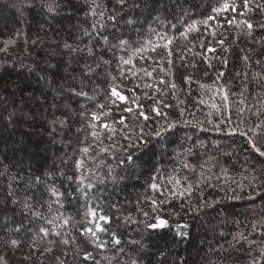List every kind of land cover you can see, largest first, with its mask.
I'll list each match as a JSON object with an SVG mask.
<instances>
[{
	"label": "trees",
	"instance_id": "16d2710c",
	"mask_svg": "<svg viewBox=\"0 0 264 264\" xmlns=\"http://www.w3.org/2000/svg\"><path fill=\"white\" fill-rule=\"evenodd\" d=\"M55 2L58 7L49 13L46 0H0V205L12 182L11 177L21 169L38 176L62 170L63 176L56 175V186L66 193L72 191L75 184L67 178L75 179L78 175L73 161L79 158L82 147L94 143L90 129L81 117L82 105L93 111L97 110L95 104L104 103L105 110L110 109L111 114L102 116V120L126 117V122L137 123L133 119L137 105L130 99L127 105L120 101L109 104L107 100L109 86L119 84L118 90L126 97L131 98L133 91L140 97L137 103L143 105L149 115H153L150 106L155 100L171 105L165 108L160 104L159 107L169 120L177 122V127L164 139L150 140L146 147L133 150V163L115 169L117 181L99 186L97 197L112 217L108 227L116 232L122 241L120 247L124 249L116 254V261L119 264H131L133 260L137 264H253V257H258L264 249V237L260 235L259 227L264 222V200L259 197L248 200L247 188L240 192L243 199L234 200L231 189L239 192L233 180L246 183L242 177L246 171L251 176L253 167L255 174H259L264 169L260 162L264 158L254 154L243 137L228 135L223 124L221 128L225 130L217 132L208 120L215 124L222 118L226 121L230 118L228 127L240 128L264 121V109L260 110L259 116L253 115L257 111L254 105L264 103V27H260L264 24V13L254 10L249 14L254 26L251 34H241L227 25L218 28L214 20L207 29L199 25L200 31H193L188 37L195 44L194 48L179 38V31L169 32L177 37L170 46L173 50L171 65L167 63V51L158 48L154 53H145L152 59H134L136 68H122L119 57L125 53L119 50L105 52L101 46L103 41L101 44L95 42L100 33L109 40L122 37L135 44L150 28L162 31L161 20L166 24L177 23L180 28V18L187 22L203 19L210 14L214 0H127L122 9L116 0ZM136 4L139 7H134ZM94 8L97 13L103 11L104 15L93 16ZM148 9H152L151 15ZM110 15H116L117 23L108 20ZM213 29L217 32L216 39H224L223 45L213 40L210 35ZM201 34L204 48L198 39ZM151 39L157 37L152 35ZM9 40L13 43L7 44ZM209 41L215 52H207ZM66 44L71 47L66 48ZM88 47H93L92 56L87 53ZM225 48L228 51H224ZM245 56L249 57L247 61ZM161 58L163 63H160ZM223 60L227 61L226 65ZM85 63L96 69L88 88L89 95L95 93L96 99L90 103L83 98L77 100L70 92L72 85L79 86ZM97 64L100 65L98 68ZM140 67L149 71L155 69L152 77L137 73L136 69ZM161 67L171 68V72L166 75ZM129 70L135 75L129 74ZM219 72L224 75L218 77ZM121 74L123 79L119 78ZM113 76L118 79L113 81ZM189 77L190 80L186 79ZM160 79H164L165 84H160ZM144 83L152 84V88L136 87ZM172 83L176 84V89L170 87ZM201 84L208 87L201 88ZM221 86L223 91H217ZM157 88L163 89L166 95L157 92ZM225 92L227 107L223 100ZM145 93L154 99L147 98ZM201 100L204 103H200ZM212 103L219 106V113L211 107ZM126 106L132 107L133 112H125ZM181 121H198L200 126ZM149 130L145 128V131ZM116 141V155L120 156L119 146L127 141L119 135ZM257 142L264 144V137L257 136ZM109 143L104 141L105 146ZM185 162L189 168L183 166ZM222 168L227 169V177ZM170 176L195 187L190 195L185 194L183 198L169 196L168 202L160 206L156 215L168 221L166 227L145 229V218L138 208L153 215L145 197H165L151 190L149 185L156 177L160 184L171 187L167 183ZM205 203L207 207H202ZM113 204L117 205L118 211L111 207ZM12 208V204L0 207V256L6 257L8 264H56L53 255L33 252L29 248L30 240L23 233L20 248L4 245V240L15 237L13 229L20 227L21 222L25 227L29 224L20 207L15 212ZM82 212L79 200L67 205V213L77 219L81 218L78 213ZM126 216L140 221L139 227L125 225L123 218ZM2 223H8L9 227L3 228ZM177 224L187 227L177 229ZM253 224L257 225L255 231ZM180 232L184 235H179ZM239 233H244L248 240L234 241L233 237H238ZM73 235L82 246L96 251L88 237H80L76 232ZM108 238L102 234V239ZM29 254L31 258L26 259Z\"/></svg>",
	"mask_w": 264,
	"mask_h": 264
},
{
	"label": "snow or ice",
	"instance_id": "6c2138e0",
	"mask_svg": "<svg viewBox=\"0 0 264 264\" xmlns=\"http://www.w3.org/2000/svg\"><path fill=\"white\" fill-rule=\"evenodd\" d=\"M127 3V0H116V4L122 9ZM46 7L49 13L56 10L58 7L55 0H46ZM99 7V5H97ZM134 7H139L138 4ZM254 10H259L264 13V0H241L240 3L237 0H214V3L210 7V14L203 19L197 20L193 19L191 22L185 21L180 18L178 23L181 25L177 28V23L168 22L167 24L161 20L160 27L163 28L162 31H158L157 28H150L149 32L145 34L144 38L138 40L133 44L130 40H125L122 37L116 38V40H109L107 36L100 33L99 39H96V44H101L105 48V52L108 50L123 51L125 55L119 57V65L123 68L126 66H131L136 68L134 59L139 58L140 60L152 59V57L145 56V53L156 52L158 48H164L167 51V56L169 59L167 63L171 65L173 63L172 57L173 50L170 47L173 45L177 37L169 35V32L179 31L180 39H184L188 44L195 47V44L188 40L189 34L193 31H200L199 25H203L205 29L210 27V22L215 21L218 28H223L227 25L229 28L237 29L241 34H251L253 30V23L248 18L249 14ZM149 15L152 13V9H148ZM92 15L101 17L104 15L103 11L97 13V11L92 9ZM187 15V13H185ZM108 20L112 21L113 24L117 23L116 15L108 16ZM131 23V21H129ZM104 27L103 24L100 25ZM95 27V25H94ZM264 27V24L260 25ZM247 30V31H245ZM97 31H99L97 29ZM155 35L156 40L151 39V36ZM213 40L217 44L223 45L224 39H216L217 32L215 29L210 33ZM226 38V37H225ZM201 48H204L203 34L198 38ZM118 41V42H117ZM7 44L13 43L9 40ZM66 48L71 47L70 45H65ZM189 48V51H192ZM207 52H215L216 49L212 46L211 41H209ZM77 51H83V49H77ZM224 51H228L227 48ZM87 53L89 56L93 55V47L87 48ZM199 55V53H197ZM249 57L245 56L244 60L247 61ZM207 62V61H206ZM108 63V61H104ZM160 63H163V58H161ZM226 65L227 61L223 60ZM259 63V61H257ZM100 65L97 64L98 68ZM209 67L211 63L209 62ZM95 68L91 64L85 63L83 69L81 70L80 83L79 86L75 84L70 87V92L73 97L77 100L83 98L86 103L95 101L96 95H89L88 88L92 84L93 73ZM162 72L167 75L171 72V68L165 70L161 67ZM119 71V69H118ZM137 73L143 72L144 76L152 77V71L148 68L140 67L136 69ZM129 74L131 73L129 70ZM223 72L218 73V77H222ZM98 76V73H97ZM120 79L124 78L121 74ZM75 79V78H74ZM118 77L113 76L112 80L115 81ZM190 80L191 78H186ZM160 84H165L164 79L159 80ZM136 87H142L145 89L152 88V84L144 83L143 85L137 84ZM172 89H176V84H170ZM201 88H206L208 86L201 84ZM119 84H111L109 86L108 92L106 94L109 104H115L120 101L127 105L129 99L132 104L137 105L138 111L133 116V119L137 121L136 124H130L126 117H120L117 120L107 121L102 120L101 117L110 116L111 112L105 110L106 105L104 103L95 104L97 110L90 111L86 106L82 105L83 111L81 112V117L85 120V124L88 129H90L89 135L94 143H89L80 149L79 158L75 159L74 165L78 175L73 179L68 177L67 179L72 180L75 187L70 192H63L56 186V175L59 174L63 176L62 170H56L52 173H48L44 176H38L30 171H25L21 169L16 176L11 177V183L9 185L8 192L3 200V204L0 207L6 208L8 204H12V211L15 212L17 207L21 208V214L25 219L29 221L27 227L23 226L21 222L20 227H16L13 231L16 233L15 237H9L4 240L3 243L6 247L11 249H18L22 244V235H26L30 240L29 248L33 252H39L43 254H51L56 262V264H114L116 261V254L122 253L124 249L120 247L122 241L117 236L115 231H110L108 227L111 224L112 217L107 214L97 197V193L100 192L101 185H106L107 183H115L117 181V174H115V169L123 167L125 164L133 163L134 152L133 150H138L142 146H147L150 140H162L166 137L168 133H171L176 127L177 122L169 120L166 113L160 110L159 105L164 104V107H171L164 103L162 100H155L153 105L150 106V112L153 115H149V112L144 110V106L138 104L139 96L135 94L133 89H128V91H133V96L131 98L123 95L118 89ZM157 92L161 95H166L163 89L157 88ZM217 91H223V86L217 89ZM175 96V92L172 93ZM145 96L149 99H154L145 93ZM114 98V99H113ZM225 101V107H227L228 95L225 92L223 96ZM200 103H204L203 100ZM240 103H244L241 101ZM211 107L220 112L219 106L215 103L211 104ZM257 111L253 112V115H260V110L264 109V103L260 105H254ZM124 111L127 113H132V107H125ZM181 116L184 115L181 111ZM242 115V112L239 113ZM208 115H211L209 113ZM160 118L164 122L161 123ZM230 118L226 121L221 119L218 123L213 124L211 119L208 120L209 124L213 125V129L217 132H222L225 129L221 128V125H225L228 135H239L243 137L248 147L251 151L260 158H264V144H259L257 142V136L264 137V121H260L255 124L249 123L246 128L228 127L230 123ZM64 122L61 121V124ZM183 124H193V126H200V122L193 121H181ZM119 125L120 127H117ZM145 128L150 129L145 131ZM107 133V135H105ZM119 135L126 144L119 146L120 156L116 155L117 141L116 137ZM107 140L110 143L105 146L104 141ZM95 151V155H92ZM115 163H112V162ZM264 164V160L260 161ZM185 168H189L190 165L186 162L183 164ZM225 177L228 175L227 169H221ZM253 174L248 175L247 171L242 177V181H235L239 192L231 189L234 195L231 199L241 200L244 197L240 195V192H244L245 188L249 189L246 196L248 200H253L256 197L264 200V169L261 170L259 174H255V168H252ZM219 179V177H217ZM167 187L160 184L156 177H153V182L150 183L149 187L154 192H158L160 196L165 197L164 199H157L156 197H145L148 201L153 215L150 216L148 211L139 209L145 218L144 228L145 229H158L164 228L168 225L166 219L161 218L156 213L159 212L160 206L168 202V197L173 198H183L185 194H191L195 185L191 183H183L178 178L168 177ZM106 190V189H105ZM21 193L23 195H21ZM255 193V196L253 195ZM167 194V195H166ZM79 200L81 202V207L83 209L80 215V219L67 213V205L71 202ZM113 209L119 210L117 205H111ZM202 207H207L205 203ZM198 210V209H197ZM119 219V217H118ZM154 221V222H149ZM123 223L125 225L136 224L139 227L140 221L132 216H126L123 218ZM2 227L7 229L9 227L8 223H2ZM177 229L187 227L186 224H177ZM257 225L253 224V231L256 230ZM261 228L260 235L264 237V222L259 224ZM71 229V231H70ZM73 232L79 234L80 237H88V242L96 251L89 250L87 247L82 246L77 238L73 235ZM103 236L109 237L108 239H102ZM179 235L183 236L184 233L180 232ZM234 241L238 243L240 241L248 240V237L244 233H239L238 237H233ZM136 243V241H132ZM251 243V242H250ZM108 252H114L113 255H107ZM31 254H29L26 259H30ZM0 264H8V260L4 256H0ZM119 264V261H116ZM131 264H137V261L133 260ZM253 264H264V249L260 250L258 257H253Z\"/></svg>",
	"mask_w": 264,
	"mask_h": 264
},
{
	"label": "rangeland",
	"instance_id": "374dc122",
	"mask_svg": "<svg viewBox=\"0 0 264 264\" xmlns=\"http://www.w3.org/2000/svg\"><path fill=\"white\" fill-rule=\"evenodd\" d=\"M68 155V153H66V155L65 156H67Z\"/></svg>",
	"mask_w": 264,
	"mask_h": 264
}]
</instances>
